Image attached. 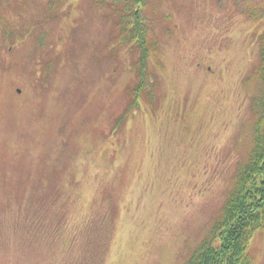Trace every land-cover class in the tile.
Listing matches in <instances>:
<instances>
[{
	"label": "rangeland",
	"instance_id": "rangeland-1",
	"mask_svg": "<svg viewBox=\"0 0 264 264\" xmlns=\"http://www.w3.org/2000/svg\"><path fill=\"white\" fill-rule=\"evenodd\" d=\"M142 12L144 66L100 0H0V264H183L220 213L253 143L264 0ZM248 249L264 264V230Z\"/></svg>",
	"mask_w": 264,
	"mask_h": 264
},
{
	"label": "trees",
	"instance_id": "trees-1",
	"mask_svg": "<svg viewBox=\"0 0 264 264\" xmlns=\"http://www.w3.org/2000/svg\"><path fill=\"white\" fill-rule=\"evenodd\" d=\"M146 1L100 0L117 14L116 24L121 27L123 40L134 41L137 45L141 66H144L151 48L147 43L146 19L142 17ZM259 46L260 64L256 71L259 92L252 99L256 120L251 150L235 173L232 189L220 213L183 264H250L249 241L257 231L264 230V37ZM144 72H140L141 78L133 88L134 101L145 88ZM134 101L130 107L137 104ZM128 112L120 116L117 124Z\"/></svg>",
	"mask_w": 264,
	"mask_h": 264
}]
</instances>
